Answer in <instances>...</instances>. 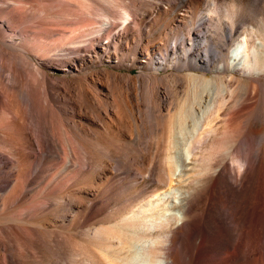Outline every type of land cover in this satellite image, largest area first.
<instances>
[{
    "label": "bare ground",
    "instance_id": "6f19581e",
    "mask_svg": "<svg viewBox=\"0 0 264 264\" xmlns=\"http://www.w3.org/2000/svg\"><path fill=\"white\" fill-rule=\"evenodd\" d=\"M161 1L174 18L146 10L131 37L140 0L0 7V264H264V24L247 36L250 0H211L215 38L201 27L202 0ZM88 30L99 31L92 55L42 69L75 75L98 60L127 71L78 75L57 98L24 51L43 56ZM127 152L140 154L133 163Z\"/></svg>",
    "mask_w": 264,
    "mask_h": 264
},
{
    "label": "rangeland",
    "instance_id": "374dc122",
    "mask_svg": "<svg viewBox=\"0 0 264 264\" xmlns=\"http://www.w3.org/2000/svg\"><path fill=\"white\" fill-rule=\"evenodd\" d=\"M135 1H136V4H137V2L139 0H135ZM169 1L171 3H173L174 5H182V6L183 5L184 6H187L188 5V6H191L188 3V0H169ZM217 1L221 5H224V6L225 5H228L229 3H232V0H217ZM139 3H140V5H142V9H140L141 11L139 10L140 11L139 14L136 13V15L134 16L131 24H129L130 26H129V29L127 30V32H129V36L130 35L131 36L132 35L135 36L137 34V30H138V28L140 26H146V25H144V22L146 24L148 22V20L152 17V14L146 16L147 15V11H151L153 9V11L156 12V13H153L152 12L154 15L156 14V16H166V17L168 16L167 18H169V19L174 18V16H175V11L173 9H167V6L161 0H140ZM262 6H263V4L261 2H259L258 0H250V2L248 3L247 10L243 13V15H244V21L245 22H243V20H241V23H240V24L244 25V26H241V27L244 28L245 35L248 36L251 32H253V33L256 32V29L258 27L263 26V24H264V6L263 7ZM0 7L1 8H5V9H11V10L13 9L16 12V9L17 8H18L17 11L19 10V0H0ZM197 11H198V13L200 15H204L208 19V21L206 22V24L202 25L201 27L204 28V29H207L208 33L211 36H213L215 38L216 37H219L220 36V32H222L223 25L220 23V21L218 19V15H217L218 13L216 11H213V7H212L211 0H202L200 2V4L198 5V7H197ZM144 13H146V14L144 15ZM149 16H151V17H149ZM148 17H149V19H148ZM4 25H5V23L3 22V24L1 25L3 27V29L0 28V30H3L4 33L2 31H0V39H2L4 37V35H6V33H7L6 30L4 29V27L6 25L5 26ZM24 25L25 24H23V26L22 25L19 26L17 28V30L18 31H21L24 28ZM98 26H101V27L104 26L102 20H100V23H98ZM21 27H22V29H20ZM193 27L194 28H198V29L201 28V27L198 26L197 23H195L193 25ZM228 27H230V26H224L223 31H225V29L228 28ZM112 31L114 32L115 29H113ZM85 33L88 34V35H86L85 40H83L82 42H79V43H76V44H72V45L71 44H66V45L63 46L62 49H59V50H55L54 49V50L50 51L48 54L43 55V56H37L35 54H32L29 51L28 52L27 51H24L26 54L23 52V54H25V55H23L25 58L27 56L29 57V58L28 57L26 58V60L29 61L28 62L29 64H27V66L29 65L28 66L29 68L30 67L31 68H37V70H39V71L42 70L43 71L42 72L43 75L46 73L45 75L49 78V80L51 82V87H53V88H51L52 92L54 91L53 94L56 96L57 93H58V96H56L57 98H62V96L64 95V93H63L64 91L62 89L63 87H66L67 85H68L67 87H69V86L76 87L77 86V83H75V81L77 80L76 76H78V75L79 76H81L82 74L85 75V74H88V73H90L92 71L95 72L96 70H100V69H103V68H110V69L116 70V71H118L120 73H126V71H127V68L125 66L116 67V65H113V64L111 66V65H108V64L100 63V62H98V60H94V62L91 65H88V66L83 67L75 75H73V73H68V72H61V71L59 72V70H57V69H55V70H49V69L43 70L42 69V67L40 66V63L42 61H43V63L45 62L46 65H50V66H53L54 65L53 67H60V64L67 63L70 60V58H72L73 56L75 57L77 55L78 56L79 55L80 56H89V55H92V53H93L92 51H93L94 47L99 44V41L96 40L95 38L90 39V36H99V31L98 30H95V32H89V30H88ZM186 34H187V32H186ZM14 37H16V41L17 42H21L22 39L24 38V37L19 36V35H15ZM105 41H107V40L100 38V42L105 43ZM82 44H83V46H82ZM112 44L114 45V43H111V46H112ZM168 44H169V46H171L172 45V42H169ZM85 47H87V48H85ZM168 72H175V70L173 68H171V67L167 68L165 72H163L162 70H159V73H161V74L168 73ZM131 74L134 75V76H138L140 74V71L137 68H132L131 69ZM55 75H56V77L53 78L52 76H55ZM62 82H64V84ZM66 83H68V84L66 85ZM64 85H66V86H64ZM234 85L235 84H233V86ZM58 86H61V87H59L57 89ZM54 87H55V89H57L56 91L54 90ZM58 90L61 91V92L63 91V92L61 93ZM61 94H63V95H61ZM86 108L87 107H85V105L84 106L81 105L80 106L81 113L84 114V115H86V116H88V117L93 116V117H91V119L94 120L95 115L92 114L88 110V108L87 109ZM95 120H96V118H95ZM151 141H152V139H151L150 136L149 137H144V139L142 140V145H140V147L142 149L140 153L146 151V147L145 146H147V144L149 145ZM143 147L145 148L144 151H143V149H144ZM30 150H31V147L29 148V152H31L32 155H35L37 153L36 146H33L32 147V150L31 151ZM150 151H151V153L154 152L152 150H150ZM128 153L129 152H127L126 154H124V156L127 157V159H130L133 163L137 160L136 158L140 154L139 153L138 155H136L137 153L136 154L135 153H132V152H130L129 154ZM154 155H155V152L152 155L153 158L155 159V156ZM155 161H156V159H155ZM97 167L98 166H96V168ZM96 168H95V171H96ZM104 168H105V166H103V165L101 166L100 165L99 168L97 169L98 172L97 171L96 172L97 173H99V172L101 173V171L105 170ZM134 169H135L134 166L132 167V169L129 168L131 177L134 176V178L132 177L133 180H132V183L131 184H133V186H135V187H138V189L144 188V186H145L144 184L145 183L141 180V176L137 172V170L136 169L134 170ZM9 171H10V169H8L7 167H4L3 168V174H4V176L5 175H8V172ZM121 175H124L125 176V174H123V173H121ZM121 175H119V176L116 175L117 177H114V179H113L114 183H116V182L119 183L120 181H122V178L121 177H123V176H121ZM115 180H116V182H115ZM85 187L87 188V186H83V188H85ZM64 197H65L66 201H65ZM64 197L61 198L62 201L66 202V203L68 201H69V203H73L74 202V200L72 198H69L68 196L67 197L64 196ZM96 201L97 202H94V204H96V205L98 204L99 205L98 200H96ZM90 203H88V204L85 203V204H87V205L93 204V203H91V204ZM52 207L50 206L48 209L51 210ZM61 211L59 210L56 213L58 214V212H59V215H60V213H62ZM64 212L65 211H63V213L60 216L65 215ZM66 213H67V215L69 214L67 211H66Z\"/></svg>",
    "mask_w": 264,
    "mask_h": 264
}]
</instances>
